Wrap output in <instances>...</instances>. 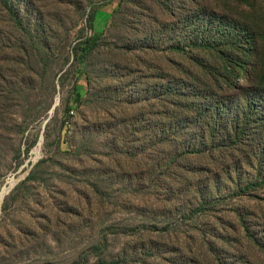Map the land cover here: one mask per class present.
<instances>
[{"label": "rangeland", "instance_id": "374dc122", "mask_svg": "<svg viewBox=\"0 0 264 264\" xmlns=\"http://www.w3.org/2000/svg\"><path fill=\"white\" fill-rule=\"evenodd\" d=\"M214 11L264 20L263 0L0 1V264H264V83L219 79Z\"/></svg>", "mask_w": 264, "mask_h": 264}, {"label": "trees", "instance_id": "16d2710c", "mask_svg": "<svg viewBox=\"0 0 264 264\" xmlns=\"http://www.w3.org/2000/svg\"><path fill=\"white\" fill-rule=\"evenodd\" d=\"M209 13L211 20H203L200 41L205 43V47L215 50L218 54L217 65L220 64L221 67L219 79L231 84L244 73L259 69L260 78L264 83V27L261 26L264 20H259L260 27L255 25L257 28H253L234 18L228 19L224 15L217 14L216 11ZM262 17H264V0ZM109 264H119V262Z\"/></svg>", "mask_w": 264, "mask_h": 264}, {"label": "bare ground", "instance_id": "6f19581e", "mask_svg": "<svg viewBox=\"0 0 264 264\" xmlns=\"http://www.w3.org/2000/svg\"><path fill=\"white\" fill-rule=\"evenodd\" d=\"M4 191V190H3ZM1 195V194H0ZM4 196V195H3ZM2 197V196H1Z\"/></svg>", "mask_w": 264, "mask_h": 264}]
</instances>
